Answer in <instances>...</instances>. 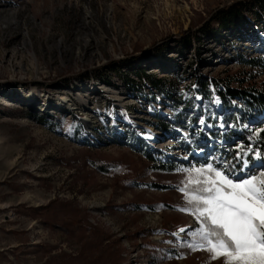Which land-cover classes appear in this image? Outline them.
<instances>
[{
  "label": "rangeland",
  "instance_id": "obj_1",
  "mask_svg": "<svg viewBox=\"0 0 264 264\" xmlns=\"http://www.w3.org/2000/svg\"><path fill=\"white\" fill-rule=\"evenodd\" d=\"M253 1L0 0V264H223L186 246L199 222L181 210L178 189L195 186L178 169L202 164L196 151L222 163L229 140L264 124L195 83L264 85L241 64L264 59L258 9L233 30L216 20ZM143 70L167 89H140Z\"/></svg>",
  "mask_w": 264,
  "mask_h": 264
},
{
  "label": "snow or ice",
  "instance_id": "obj_2",
  "mask_svg": "<svg viewBox=\"0 0 264 264\" xmlns=\"http://www.w3.org/2000/svg\"><path fill=\"white\" fill-rule=\"evenodd\" d=\"M198 123L210 127L203 116ZM232 126L223 121L218 125L220 129ZM260 131L264 129L256 128L252 135ZM235 147L233 160L238 168L227 159L218 163L206 157L199 166L178 169L186 183L195 186L193 191L178 189L186 193L187 206L181 210L191 212L199 222L196 232L189 233L196 242L186 246L206 250L223 264H264V150L252 143Z\"/></svg>",
  "mask_w": 264,
  "mask_h": 264
},
{
  "label": "trees",
  "instance_id": "obj_3",
  "mask_svg": "<svg viewBox=\"0 0 264 264\" xmlns=\"http://www.w3.org/2000/svg\"><path fill=\"white\" fill-rule=\"evenodd\" d=\"M253 3V4H252ZM247 4H252L254 8L256 7L258 10L256 11V14L258 16V22L261 21V18H264V0H254L253 2L248 3H236L234 5H231L224 10H221L219 14H217L216 20L221 24V27L226 30H233L236 27H243V24L245 25L247 20L249 19L248 13L246 11V7H248ZM199 41L193 43V49H194V58L199 63L202 61L200 49H199ZM241 64H243L246 67L251 68H262L264 69V59L261 57H251L247 60H242ZM152 82H158L159 80L151 79ZM237 80V79H236ZM236 80L232 79H226V80H210L208 83H206L205 79L203 77L198 78L195 83L201 88V93L205 94L207 96L208 94V86H211V88L214 90V92L223 100L224 104L227 108L237 109L233 108L235 107V101L236 99H240L243 102H245L248 107L257 108L260 111L264 110V85L258 86V85H251L248 88L243 87V89H235L232 87L233 82ZM241 84L245 83V80H241ZM239 111V110H236ZM238 113V112H236ZM241 115L234 116V119L236 121V125H242L244 122H242ZM239 119V121H237ZM256 128L264 129V124L259 125L252 130H243L241 138L239 139L241 142L236 144H242L246 146L248 143H252L255 147L260 148L264 150V131H260L255 133V135H252L253 131ZM252 135L251 141L248 139L249 136ZM230 145L224 147V153L226 155V159L229 161V163H233L235 167H239V164H237L233 160V154L238 150L235 147V144L233 142ZM169 165L166 164H159V168L162 170H166Z\"/></svg>",
  "mask_w": 264,
  "mask_h": 264
},
{
  "label": "built area",
  "instance_id": "obj_4",
  "mask_svg": "<svg viewBox=\"0 0 264 264\" xmlns=\"http://www.w3.org/2000/svg\"><path fill=\"white\" fill-rule=\"evenodd\" d=\"M98 70H96V71H94V72H90L89 74H91V73H95V72H97ZM130 72H129V70H127V72H125V74L126 75H128ZM124 74V75H125ZM137 77H141L142 79H141V81H140V89H142V88H144L145 87V85H147V86H149V85H151L153 88H154V90H159V91H165V89H167V86L165 85V84H163V82H162V78H157V77H154V75L153 74H151V73H148L147 71H141V72H137ZM151 79H156V80H159L158 82H152V80ZM128 84V83H127ZM128 85H130V83L128 84ZM103 86H101V87H99V92L101 91V92H103L102 90L104 89V88H102ZM130 87V86H129ZM142 87V88H141ZM100 88H101V90H100ZM135 88H138V86L137 87H135ZM209 88H211V86H209ZM153 91V90H152ZM211 91L213 92V93H215L214 92V90L211 88ZM90 92V91H89ZM110 95V94H109ZM115 99H117L116 97H112V101H114V102H119L120 100H115ZM236 100H238V101H240V99H236ZM237 102V101H236ZM134 106V105H133ZM73 109V108H72ZM129 109H131V108H129ZM73 110H76V108H74ZM86 116H85V118H84V121L85 120H89L90 119V115L91 114H85ZM114 115V114H113ZM117 116H115V118H116ZM244 124V123H243ZM249 130H252V129H249ZM233 141V139L232 140H230V142H232ZM164 146H167V148L168 149H170V148H172V146L171 145H164ZM222 147V146H221ZM226 147V146H225ZM171 150V149H170ZM173 150V149H172ZM222 152H223V154H225L224 153V151L223 150H221ZM170 156H172V155H169V157ZM207 157L208 155L207 154H205L203 151L201 152H195V155H194V157L195 158H200V157ZM222 156V155H221ZM221 156H219V157H221ZM226 157V155L225 156H223L222 158H225ZM190 159H192V158H189L188 157V159H187V161H189ZM226 159V158H225Z\"/></svg>",
  "mask_w": 264,
  "mask_h": 264
},
{
  "label": "bare ground",
  "instance_id": "obj_5",
  "mask_svg": "<svg viewBox=\"0 0 264 264\" xmlns=\"http://www.w3.org/2000/svg\"><path fill=\"white\" fill-rule=\"evenodd\" d=\"M79 96H80V94H78ZM77 95V96H78ZM6 105H11L9 102H7V103H5ZM167 141V142H166ZM164 143H163V145H172L175 141L174 140H171V139H169V140H166ZM230 141V140H229ZM228 141H226V143H227Z\"/></svg>",
  "mask_w": 264,
  "mask_h": 264
}]
</instances>
